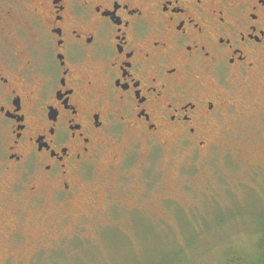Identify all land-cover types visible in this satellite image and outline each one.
<instances>
[{
  "label": "flooded vegetation",
  "instance_id": "obj_1",
  "mask_svg": "<svg viewBox=\"0 0 264 264\" xmlns=\"http://www.w3.org/2000/svg\"><path fill=\"white\" fill-rule=\"evenodd\" d=\"M261 127L264 0H0V264L147 210L134 147L192 160Z\"/></svg>",
  "mask_w": 264,
  "mask_h": 264
},
{
  "label": "rangeland",
  "instance_id": "obj_2",
  "mask_svg": "<svg viewBox=\"0 0 264 264\" xmlns=\"http://www.w3.org/2000/svg\"><path fill=\"white\" fill-rule=\"evenodd\" d=\"M261 131L203 148L192 160L166 150L145 157L144 146L134 147L127 171L155 178L147 187L148 209L123 213L119 207L109 219L107 207L90 229L85 223L83 242L75 239L73 250L39 264H223L231 254L253 253L264 232ZM94 176L113 182L107 160L98 162ZM76 207L88 213L85 203Z\"/></svg>",
  "mask_w": 264,
  "mask_h": 264
},
{
  "label": "trees",
  "instance_id": "obj_3",
  "mask_svg": "<svg viewBox=\"0 0 264 264\" xmlns=\"http://www.w3.org/2000/svg\"><path fill=\"white\" fill-rule=\"evenodd\" d=\"M240 257L231 254L223 264H264V232L258 237L253 253H247L244 254V257Z\"/></svg>",
  "mask_w": 264,
  "mask_h": 264
}]
</instances>
